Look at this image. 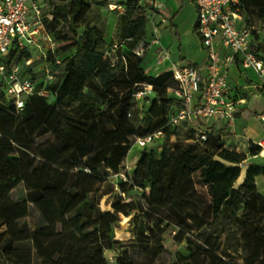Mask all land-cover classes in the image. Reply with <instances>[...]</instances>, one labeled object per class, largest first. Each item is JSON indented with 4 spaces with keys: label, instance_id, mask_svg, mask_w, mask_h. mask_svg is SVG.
I'll list each match as a JSON object with an SVG mask.
<instances>
[{
    "label": "trees",
    "instance_id": "16d2710c",
    "mask_svg": "<svg viewBox=\"0 0 264 264\" xmlns=\"http://www.w3.org/2000/svg\"><path fill=\"white\" fill-rule=\"evenodd\" d=\"M93 1L98 3L48 0L42 24L54 47L37 59L31 48L13 45L3 60L7 68L18 64L19 75L47 95L24 97L17 112L0 75V228L20 223L14 236L0 232V264H107L104 252L122 245L113 235L118 214L130 212L120 197L111 204L113 211H102L96 192L119 172L133 140L158 130L163 136L149 145L157 144L159 156L143 150L129 181L119 183L127 198L133 187L146 184L142 216L134 225L141 258H159L165 251L161 235L173 228L175 241L187 245L188 255L180 256L179 264H264V196L255 184L257 177L264 179V161L248 164L235 186L248 156L264 159L254 157L259 147L251 144L246 155L225 147L209 128H202L206 139L200 140L199 129L189 127L188 142L172 149L169 115L147 116V126H137L134 94L142 85L151 86L147 97L165 93L180 104L169 93L176 87L172 73L145 72L144 56L134 53L151 37L152 9L124 0L122 13L109 10L116 21L106 42L103 28L92 23ZM239 7L254 26L251 48L264 64V0H239ZM54 9L62 19L59 29L48 15ZM187 124L171 132L179 136ZM19 183L25 196L14 199L10 192ZM32 214L29 227L26 218ZM129 249L114 264H138Z\"/></svg>",
    "mask_w": 264,
    "mask_h": 264
},
{
    "label": "built area",
    "instance_id": "2783aa9c",
    "mask_svg": "<svg viewBox=\"0 0 264 264\" xmlns=\"http://www.w3.org/2000/svg\"><path fill=\"white\" fill-rule=\"evenodd\" d=\"M107 1L110 11L118 13L124 11L122 4L124 0ZM135 1L152 9L148 18L151 37L146 45L140 43L134 49L136 55L145 56L151 45L159 43L157 38L159 27L167 20L161 13L162 0ZM192 2L197 13L194 31L206 52L204 73H200L197 67L190 64L172 65L170 70H164V64L169 61V54L162 48L157 50L155 60L156 70L170 71L176 82V87L169 89V93L180 101V107L168 117V124L172 126L182 122L204 124L209 121L233 119L237 101L231 95L227 73L237 57L240 58L243 68H251L264 78V64L251 48L254 26L244 21L239 0H192ZM47 4L48 0H0V75L5 78V94L13 101L17 112L24 106V97L33 93L45 96L47 91L36 90L33 82L19 75L18 64L13 63L7 68L3 60L13 45L19 49L31 48L33 55L38 53V58L44 57L45 51L54 47L52 37L45 32L42 24V11ZM39 40L47 45L44 51L37 43ZM31 61L32 59H28L25 64H30ZM44 73L46 80H50L51 70L48 66L44 67ZM150 94L151 86L144 84L134 94V98L140 102ZM162 136L163 132L158 130L137 138L136 144L146 147ZM196 137L200 140L206 139L202 128L196 133ZM255 144L259 151L254 157L264 156V140Z\"/></svg>",
    "mask_w": 264,
    "mask_h": 264
},
{
    "label": "rangeland",
    "instance_id": "374dc122",
    "mask_svg": "<svg viewBox=\"0 0 264 264\" xmlns=\"http://www.w3.org/2000/svg\"><path fill=\"white\" fill-rule=\"evenodd\" d=\"M98 3H92V11L93 18L92 23L101 26L105 33L106 42L111 39L115 30V16L109 12V8L107 6V0H96ZM114 1V0H113ZM99 4V5H97ZM49 17L54 20V26L56 29L61 28L62 19L58 13V10H52L49 12ZM255 22L259 23L258 20L255 18ZM264 39V31H262V37ZM37 43L40 44V47L44 51L47 47L46 43L41 42L39 40ZM150 53H146V56L142 60V65L145 72L148 73V68L146 67V63L148 62ZM35 58H38V53H34ZM154 71H152V75ZM167 94L161 93L159 97H152L149 96L145 98L142 102H137V109H138V121L137 126L140 125L142 128L147 126V123L144 120L147 116L157 117V116H168L171 113H174L179 107L180 104L176 103L172 100H167ZM169 117V116H168ZM195 125L192 123L187 124L185 126V130L182 128L181 133L179 136L173 134L171 131L174 126L168 124V134L169 140L171 142L172 149L176 146L183 145L184 143L188 142L187 137L189 133L186 131L187 128ZM165 136V133H164ZM135 138L130 146V149L127 153L125 160L122 162L120 170L118 173L111 174L104 182L99 185V189L96 192V196L98 198V206L102 211H113L111 204L115 202L119 197L123 199L122 202L127 204L129 207V216H125L123 214H118V221L115 224L114 228V238L121 242V247L117 249L106 250L104 252V257L107 261V264H114L116 258L122 253L129 249L130 256L138 262V264H173L175 261L179 264L180 256H187V245L185 242L178 243L174 239L175 231L173 228H168L165 232L162 233L161 239L163 240L165 251L162 252L161 256L157 259H152L150 257H143L141 258V253L139 248L140 244L136 243V237L134 235V225L138 221V217L142 216L141 212L143 210L144 201H143V192L145 191V183L141 182L138 184L137 187H133L129 191V198L127 195L120 194L119 190V183L129 181L130 175L132 174L133 170L135 169L136 160L139 158L141 152L143 150L149 151L152 153L154 157H158L160 154L159 148H157V144L148 145L146 147H140L136 144ZM1 147V146H0ZM8 153L12 156L16 155V152L12 147H8ZM264 161V159H248L245 160L243 163V167L241 168L240 176L235 182V186L237 187L239 184L242 183L244 178V171L248 164L251 162H259ZM123 174L124 176H122ZM255 184L257 190L264 196V179L261 177H257L255 179ZM25 187L22 183L17 184V186L10 192V196L14 199H21L25 196ZM46 194L50 196H54L55 191H47ZM147 194V193H146ZM143 220V218H140ZM26 222H28L29 227H33L34 225V216L33 214L26 218ZM19 222H11L3 225L0 228V232H6L11 236H14L18 232ZM190 238H194L193 233H189ZM181 262V260H180Z\"/></svg>",
    "mask_w": 264,
    "mask_h": 264
},
{
    "label": "crops",
    "instance_id": "0c3cea01",
    "mask_svg": "<svg viewBox=\"0 0 264 264\" xmlns=\"http://www.w3.org/2000/svg\"><path fill=\"white\" fill-rule=\"evenodd\" d=\"M162 1L161 13L167 22L159 27L157 33L159 43L151 45L148 51L150 53L146 63L148 73L163 72L155 68L159 48L169 54V61L164 64V70H170L172 65L190 64L197 67L200 73H204L207 59L199 36L194 31L197 18L195 4L192 0ZM149 31L151 35L150 26ZM227 80L231 95L237 101L233 119L209 121L204 124L195 122V125L191 127L209 128L219 134L225 147L247 155L251 144L264 140V93L262 91L264 78L251 68H243L240 58L237 57L228 68ZM248 159L254 158L248 156L246 160Z\"/></svg>",
    "mask_w": 264,
    "mask_h": 264
}]
</instances>
